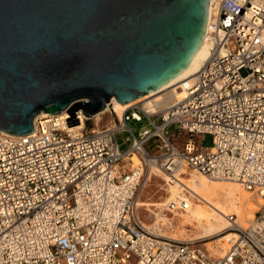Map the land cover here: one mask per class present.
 <instances>
[{"label": "built area", "instance_id": "obj_1", "mask_svg": "<svg viewBox=\"0 0 264 264\" xmlns=\"http://www.w3.org/2000/svg\"><path fill=\"white\" fill-rule=\"evenodd\" d=\"M203 37L208 56L166 105H107V123L83 115L81 128L62 110L27 134L0 130V264H264V204L246 227L231 212L226 234L181 237L172 219L197 200L185 184L159 208L140 203L151 175L169 186L193 170L264 198V0H210Z\"/></svg>", "mask_w": 264, "mask_h": 264}, {"label": "water", "instance_id": "obj_2", "mask_svg": "<svg viewBox=\"0 0 264 264\" xmlns=\"http://www.w3.org/2000/svg\"><path fill=\"white\" fill-rule=\"evenodd\" d=\"M209 0H0V130L27 134L62 110L90 118L181 72Z\"/></svg>", "mask_w": 264, "mask_h": 264}, {"label": "rangeland", "instance_id": "obj_3", "mask_svg": "<svg viewBox=\"0 0 264 264\" xmlns=\"http://www.w3.org/2000/svg\"><path fill=\"white\" fill-rule=\"evenodd\" d=\"M116 113V112H115ZM117 114V113H116ZM112 114L109 112H104L99 115L96 114L95 118H92L91 120H88L86 122V126L90 127L93 122L95 121L99 125H103L107 123V121L111 118ZM145 124V122H129L130 127L132 130L136 133L139 128ZM169 132L174 133L177 130L174 127H170ZM126 134L119 133L117 134V139L121 143V149H124L127 147V144L123 142L124 137ZM212 144V136L210 134H204L201 136V146L203 148H209ZM158 139L155 136L149 137L145 144L144 148L146 152L150 155H157L160 153V149L158 148ZM186 173V171H184ZM183 172V173H184ZM188 174L181 176L179 174L180 179L185 180L188 179L190 175H192L191 171H187ZM157 175H151L150 182L148 183L144 193L143 198L140 201L141 204L147 205L150 208V205H154L155 207L159 208L162 202L165 201L168 197V192L170 191L168 189L169 186L165 185L163 183V180ZM198 183L202 184L204 187H207L208 182L206 181H199ZM189 187L193 191L192 194L197 197L200 196V199L197 198V200L192 201L191 206L187 209L186 212L179 213V216H174L172 219V225L174 227V230L169 232V234L174 236H181V237H190V236H197V235H209L217 232L219 229H221V222H218L216 220V216L214 215L211 206L213 203L215 205H219V207L223 205H230L232 202L233 196L236 194V196H242L243 192L239 188L234 194L227 193L223 194L221 198H217L214 195H209L208 203L202 200L201 198H205L207 196L206 191L203 190H197L195 188V185L189 184ZM173 193L172 191H170ZM196 192V193H195ZM252 196H257L254 193H251ZM245 198L243 200V203H245ZM249 207V205H247ZM152 207V206H151ZM260 208V205H258L256 208L250 210L252 213V217L247 220V222L243 225V227H246L251 221L255 220L258 216L257 210ZM235 213L236 217L237 215H240L241 217L247 216L246 214L249 213L248 211L245 212L244 206L242 204H237L233 210L230 211V213ZM238 222V221H237ZM239 223V222H238Z\"/></svg>", "mask_w": 264, "mask_h": 264}, {"label": "bare ground", "instance_id": "obj_4", "mask_svg": "<svg viewBox=\"0 0 264 264\" xmlns=\"http://www.w3.org/2000/svg\"><path fill=\"white\" fill-rule=\"evenodd\" d=\"M209 2H210V0H209ZM207 56H208V44L206 43V41L204 40V37H203L201 42H200L199 47L197 48V50L192 55L187 66L181 72H179L174 77H172L170 80H168L166 83L161 85L158 89L152 90V91H150V92H148L142 96H139L137 99L140 100V99L155 98V100L159 102L160 106L168 104L171 100H173V98L180 96L181 93L177 90V87H179L180 81L183 78L192 75L200 67L202 61ZM131 103H133V102L122 103L117 107L112 106V108L117 113V115H120L122 113V111L125 108H127ZM99 113H101V112H99ZM61 114H65V113L62 112ZM39 116H47V113L40 112L35 117H39ZM82 116H83V114L80 115L81 120L78 122V124L72 125L73 128L74 127L75 128H81L83 126V117ZM132 159L134 162L139 161V159L136 155H134L132 157ZM184 171L185 170L182 169V171H180V173L184 172ZM191 173H192V175H190L189 178L185 179V180L180 179L179 174L175 173L174 184H169L168 189L172 192H175V190H177V186H180L178 184L183 183L189 188L190 192H193L191 190V188L189 187V184L191 183V184L195 185V188L197 190H201V191L205 190L206 191L207 196H205V198L203 197L201 199L207 203L209 200L208 194L209 195L212 194L217 198H221V196L223 194H227V193L234 194L239 188L243 192L242 196H236V194H235L233 196V198L231 199L232 202L230 205L225 206L222 204V206L219 207V205H215V203H213V205L211 206V209H212L214 215L216 216V220L218 222H221V224H222L221 229H219L217 232H215L213 234H209V235H200L199 234V235H197V237H211V236L220 237V236L226 234L227 232H224V230L228 226V222H227L225 215L230 213V211L233 210L237 204H242L244 206L245 212H247V211L249 212L246 214L247 216H245V217H241L240 215H237L238 217L236 218V221L239 222L238 224L240 226H243L247 222V220L252 217V213L250 212V210L256 208L258 205L264 204V198H262L260 195L252 196L250 191L243 188L242 185L236 181L210 180L206 176H204L201 173H198L195 170L191 171ZM199 181L208 182V184H207L208 186L204 187L202 184L198 183ZM197 198L200 199V196ZM244 198L246 201L245 203H243ZM247 205H249V207Z\"/></svg>", "mask_w": 264, "mask_h": 264}, {"label": "crops", "instance_id": "obj_5", "mask_svg": "<svg viewBox=\"0 0 264 264\" xmlns=\"http://www.w3.org/2000/svg\"><path fill=\"white\" fill-rule=\"evenodd\" d=\"M195 236V235H194Z\"/></svg>", "mask_w": 264, "mask_h": 264}]
</instances>
